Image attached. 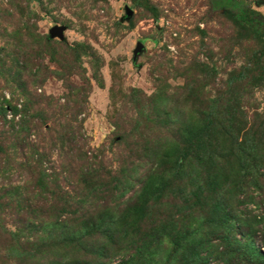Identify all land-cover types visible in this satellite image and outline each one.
I'll return each instance as SVG.
<instances>
[{
	"label": "trees",
	"instance_id": "obj_1",
	"mask_svg": "<svg viewBox=\"0 0 264 264\" xmlns=\"http://www.w3.org/2000/svg\"><path fill=\"white\" fill-rule=\"evenodd\" d=\"M229 2L239 24L264 30L261 11L238 1ZM239 31L243 40L252 37L241 28ZM44 40L47 46L58 42L49 34ZM61 41L76 59L82 54L94 55L91 44L77 42L69 46ZM47 54L59 62L61 69L43 64L41 85L50 76L66 81L72 74H78L75 67L65 68L56 60L51 50ZM248 57L230 74L225 89L216 96L197 99L193 89L186 92L188 98L181 107L170 105L165 112L142 113L141 118L135 119L134 127L139 124L117 140L130 153H120L121 167L115 173L111 168L104 170L102 156L87 153L82 123L71 133L65 131L67 134L60 138L53 137L51 113L45 109L58 108L70 113L73 105L70 114L73 120H78L82 108L77 109L70 100L65 106L56 103L52 107L55 98L48 96L43 106L32 108L26 104L20 109L15 105L11 118L6 116L7 108L0 107L2 171H8L13 163L9 149L20 147L26 151L27 160L16 165H22L30 174L25 187L7 182L0 189V206L16 207L18 225L17 230L3 233L6 239L0 243H4L1 245L6 253H0V263L42 264L39 255L53 250L55 257L51 264H218L217 260L222 264H264V217H255L253 229H257L255 224L260 226L251 233V238H238L234 229L238 223H246L245 216L232 208L227 195L232 189L238 197L258 188L264 190V108L260 111L252 103L250 108L256 109L250 116L241 105L254 88H264V50L256 45ZM191 84L188 81L184 88H190ZM69 90L72 93L71 86ZM176 96L181 99V95ZM21 110L23 115L16 120ZM59 111L60 115L64 113ZM150 122H155L156 129L167 131L155 134L139 131L138 136L145 135H141L139 142H133L132 135L143 123ZM39 127L45 128V133ZM34 129L51 135L48 138L51 144L45 138L30 139ZM76 133H81L80 145ZM68 141L78 144L86 173L80 180L73 179L77 165L72 166L74 162L67 158ZM142 142L148 146L143 147L147 148L151 164L143 178L135 180L133 172L139 157L136 154L143 151ZM55 149L58 156H64L49 167L47 157ZM56 166H64L61 174L67 176L60 177ZM61 178L67 185L74 184L76 196L63 188L66 184L61 183ZM129 191L132 193L124 198ZM239 202H243L241 198ZM0 228L7 229L1 223ZM256 232L261 245L254 237ZM31 236L36 238V247L28 250L23 237L30 241ZM116 257L120 259L115 262Z\"/></svg>",
	"mask_w": 264,
	"mask_h": 264
},
{
	"label": "rangeland",
	"instance_id": "obj_2",
	"mask_svg": "<svg viewBox=\"0 0 264 264\" xmlns=\"http://www.w3.org/2000/svg\"><path fill=\"white\" fill-rule=\"evenodd\" d=\"M234 1L264 14V0ZM127 7L132 9L131 15ZM55 24L67 26L66 40H63L66 44H91L97 58L93 54H82L80 59H76L74 52L58 38L54 46H47L44 36L49 34ZM238 24L229 0H0V107H6V116L11 118L12 106L15 105L20 109H24L26 104L32 108L39 104L43 106L48 96L55 98L52 107L56 103L65 106L70 100L77 109L82 108L79 121L73 120L71 116L75 108L73 105L68 110L71 114L58 108L45 109V112L51 113L52 121L50 118L49 122L54 126L53 137L60 138L67 134L65 131L71 133L82 123L88 142L87 153L102 156L104 170L111 168L115 173L121 167L120 153H130V149H125L124 144H119L117 140L139 124L134 127V120L141 118L142 113L159 114L170 105L181 107L187 101L186 92L193 89H196L197 99L216 96L225 89L230 74L248 60L256 45L264 50V30ZM239 28L252 34V37L243 40ZM139 40L145 43V49L133 61L134 49ZM48 49L65 68L75 67L78 74H72L66 81L50 76L41 85L39 80L43 75V64L61 69L59 62L53 61L47 54ZM188 81L192 84L187 89L184 87ZM176 95H181V99ZM247 97L241 105L249 111L250 116L256 109L250 108L252 103L262 111L264 88H254ZM58 111L64 113L60 115ZM22 115L21 110L16 120ZM154 123H143L136 135H132L135 138L133 142H139L141 135H145L138 136L139 131H147L148 134L167 131L165 128L160 130V127L156 129ZM41 129L44 132L45 128ZM44 133L34 129L30 139L35 141L38 137L45 138L51 144L48 140L51 135ZM80 138L81 133H76L79 145L82 142ZM141 146L143 151L136 154L139 157L133 172L135 180H141L151 164V157L145 148L148 146L143 145V142ZM66 150L70 154L68 160L74 162L72 166L77 165L73 179L80 180L85 167L78 144H69ZM9 151L13 163L8 171H2L4 163L3 158L0 159L1 190L7 182L23 187L29 183L27 169L16 165L27 160L26 151L20 147L10 148ZM63 156H58V150L55 149L51 155L48 154V166L51 167L55 160ZM63 167L56 166L62 178L67 176L61 174ZM93 177L97 180L95 171ZM62 178L61 183L66 184ZM62 186L76 196L74 191L77 188L74 189L73 183ZM234 190L227 192L229 202L246 220V223L236 225L234 233L240 239H249L251 233L260 226L255 224L257 229H253L255 217H264V190L258 188L252 194L244 193L241 197L236 196ZM131 193L129 191L124 198ZM239 198L243 202H239ZM119 201L122 204V199ZM16 214L15 206H0V223L7 228H0V240L6 239L4 231L17 230ZM256 233L254 237L261 245L259 232ZM23 239L24 245L25 242L28 244V250L35 249V236H31L30 241H26L27 237ZM215 241L217 243L218 238ZM1 244L4 243H0V253L4 255L6 251ZM39 256L42 264H51L55 257L53 250ZM119 259L116 257L114 261ZM216 262L222 264L219 260Z\"/></svg>",
	"mask_w": 264,
	"mask_h": 264
},
{
	"label": "water",
	"instance_id": "obj_3",
	"mask_svg": "<svg viewBox=\"0 0 264 264\" xmlns=\"http://www.w3.org/2000/svg\"><path fill=\"white\" fill-rule=\"evenodd\" d=\"M127 12L129 15L132 14V9L127 7ZM67 29L66 25L55 24L50 28L49 35L51 38H58L60 40H66L65 30ZM145 49V43L141 40L137 42L136 48L134 49L133 61L138 59V56Z\"/></svg>",
	"mask_w": 264,
	"mask_h": 264
}]
</instances>
